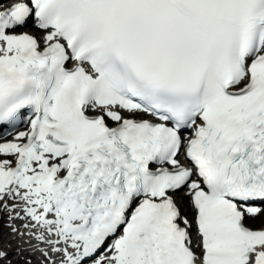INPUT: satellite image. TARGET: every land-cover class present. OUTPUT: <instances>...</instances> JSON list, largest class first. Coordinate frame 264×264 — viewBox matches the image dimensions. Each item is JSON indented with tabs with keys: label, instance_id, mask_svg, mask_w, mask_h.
<instances>
[{
	"label": "snow or ice",
	"instance_id": "6c2138e0",
	"mask_svg": "<svg viewBox=\"0 0 264 264\" xmlns=\"http://www.w3.org/2000/svg\"><path fill=\"white\" fill-rule=\"evenodd\" d=\"M0 218V264H264V0H0Z\"/></svg>",
	"mask_w": 264,
	"mask_h": 264
},
{
	"label": "bare ground",
	"instance_id": "6f19581e",
	"mask_svg": "<svg viewBox=\"0 0 264 264\" xmlns=\"http://www.w3.org/2000/svg\"><path fill=\"white\" fill-rule=\"evenodd\" d=\"M26 31L36 32V30L34 28L26 29ZM36 34L39 35V33H36ZM189 215H191V213H189ZM248 223H249V226L251 227L252 221L250 220ZM1 228H2V232L4 231V235L0 239V243H2L5 246L6 250L9 247L17 248L18 245L24 244V241L18 240L16 237H10L9 236L10 230L8 229V227L5 226V219L4 218H0V231H1ZM26 255H27V253H26ZM11 258L14 261L17 259H22L19 255V253H13ZM40 259H41V257L39 256V254H35L33 256V264H39Z\"/></svg>",
	"mask_w": 264,
	"mask_h": 264
},
{
	"label": "rangeland",
	"instance_id": "374dc122",
	"mask_svg": "<svg viewBox=\"0 0 264 264\" xmlns=\"http://www.w3.org/2000/svg\"><path fill=\"white\" fill-rule=\"evenodd\" d=\"M251 227H254V228L260 227V220H257L255 222L252 221ZM3 235H4V231L2 232V228H1V231H0V239L3 237Z\"/></svg>",
	"mask_w": 264,
	"mask_h": 264
}]
</instances>
